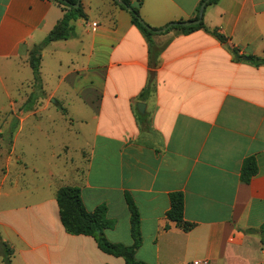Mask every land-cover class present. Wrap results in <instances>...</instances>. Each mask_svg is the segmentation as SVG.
<instances>
[{"label": "crops", "instance_id": "crops-1", "mask_svg": "<svg viewBox=\"0 0 264 264\" xmlns=\"http://www.w3.org/2000/svg\"><path fill=\"white\" fill-rule=\"evenodd\" d=\"M140 1L141 19L162 28L191 19L202 0ZM78 3L83 16L70 23L69 38L41 50L34 87L26 50L44 40L65 8L53 0H0V88L10 110L0 133L12 127L4 160L0 150V240L13 251L11 264H125L91 236L64 230L55 200L64 186L79 189L89 213L104 205L112 223L105 238L125 246L133 243L129 195L141 236L134 257L145 264H264V65L247 61L264 59V0H218L203 9L204 25L227 36L241 60L203 29L154 35L161 52L145 101L138 96L148 80V46L129 12L112 0ZM23 83L29 93L43 92L38 110L67 116L76 143L74 158L53 153L42 182L49 194L42 188L32 198L24 177L39 183L42 175L23 159V143L41 119L26 114L24 93L15 101ZM72 110H80L78 122ZM247 157L257 172L243 183ZM173 192L183 194L188 231L165 216Z\"/></svg>", "mask_w": 264, "mask_h": 264}, {"label": "trees", "instance_id": "trees-1", "mask_svg": "<svg viewBox=\"0 0 264 264\" xmlns=\"http://www.w3.org/2000/svg\"><path fill=\"white\" fill-rule=\"evenodd\" d=\"M64 10L61 19L55 24L52 30L46 35L44 40L39 44L32 46L28 55V64L32 72L33 81L36 84L40 83L39 65L40 52L50 42L65 40L70 36V23L79 17L83 16L80 6L75 7L79 0H53ZM120 8L129 12L131 22L142 33L148 46L149 58V73L148 80L145 87L138 96V100L145 101L150 93L151 84L155 69L158 65V56L161 48L155 46L153 43V36L157 34H165L171 30H175L177 34L186 35L196 30L203 29L209 34L213 35L222 45H224L233 55L235 60H241L242 55L238 54V49L231 46L229 39L223 33H220L217 28H207L201 20L196 25L184 26L182 23L185 20L173 21L166 24L162 28H153L146 24L139 15V7L141 1L137 0L135 5H132L130 0H112ZM205 0H202L195 15L187 21L198 18L199 8ZM218 0H208L206 5L216 3ZM247 61L258 66L264 65V59L256 56H247ZM136 119L139 124L145 129L149 128L148 121L145 120V115L136 113ZM257 167L253 157H247L243 160L240 168V180L243 183H248L250 178L256 174ZM126 203L130 213V233L133 240L132 245L125 246L122 244H114L109 242L105 236L104 231L112 227V223L106 218V209L104 205L98 206L92 213L87 212L82 204L80 192L77 187L64 186L59 188L55 194V200L58 206L60 222L64 230L71 235H86L91 236L97 247L104 253L113 255L115 257H122L125 264H145L135 259V250L141 243V236L139 231V214L135 204L129 195H126ZM170 207L165 216L169 221L174 222L183 231H188L193 227L192 223L186 222L183 219V194L180 192H173L169 195ZM261 232L264 230V225L261 227ZM249 232H254L249 230ZM12 249L3 241L0 240V257L3 264H11Z\"/></svg>", "mask_w": 264, "mask_h": 264}, {"label": "rangeland", "instance_id": "rangeland-1", "mask_svg": "<svg viewBox=\"0 0 264 264\" xmlns=\"http://www.w3.org/2000/svg\"><path fill=\"white\" fill-rule=\"evenodd\" d=\"M32 49V46L26 50V59L28 61V55L30 50ZM64 69H59V74L63 72ZM2 75V81L3 84H5L6 89L10 95H12L13 88L11 87L9 83V79L4 77V74L1 72ZM30 83H23L21 87L22 91H20L19 100L18 98L15 99V101L21 102V94L24 93V101L27 104V111L26 114H30L31 118H35L36 120L41 119L40 122L37 123V129H34V132L31 133L30 141L28 143L24 141L23 143V159L25 162L33 167H36V169L39 170V173L42 175L40 176L39 183H36V179L32 177V175L25 176L24 180L27 181V186L33 190V192L30 194L31 198L34 197L33 193L37 191L38 189L46 188L44 185L45 183H42L45 177L47 176V170H48V163L52 161V155L54 152H58L60 154L61 158H63L64 154L67 155L70 153L72 157L74 158L73 146L76 145L73 138L69 136V131L65 129V122L68 121L67 116H61L60 112H56V109H49L46 110L44 113H42L41 110H38V102H41V97H43V92H30L27 90L26 87H28ZM32 85V83H31ZM33 86L36 87L37 84L33 81ZM45 98V97H44ZM43 101V100H42ZM47 101V100H44ZM8 105V97L3 89L0 88V123L2 122V119H5L7 116H9V111H6V106ZM29 110V111H28ZM75 120V122H78L79 116H80V110H72L69 111ZM15 113V119L18 121V117L20 116L19 113ZM21 117V116H20ZM29 117V116H28ZM12 132V127L8 128L7 130L0 133V150H3V157L2 159H5V151L8 149V140L10 139ZM29 139V138H28ZM28 144V145H27ZM65 144L69 149L64 150L62 149V145ZM69 150L71 152H69ZM61 170V167L55 168V170ZM28 173V172H27ZM39 187V188H38ZM6 188V187H5ZM4 187L1 188V192L3 193L6 191ZM44 194H49V190L46 188L43 190ZM43 194V195H44ZM3 196L0 198V207L3 204ZM261 244L264 248V230L261 233Z\"/></svg>", "mask_w": 264, "mask_h": 264}, {"label": "water", "instance_id": "water-1", "mask_svg": "<svg viewBox=\"0 0 264 264\" xmlns=\"http://www.w3.org/2000/svg\"><path fill=\"white\" fill-rule=\"evenodd\" d=\"M207 1H208V0H205V1L201 4V6H200V8H199V13H198V18H197V19L190 20V21H185V22H183L182 24H183L184 26H189V25H196V24H198V23L202 20L203 9H204V7H205ZM118 2L121 3L120 0H119ZM78 5H79V3H76L74 6L77 7ZM144 109H145V105H144V103H142V102H138V103H137V110H138V112L143 113V112H144Z\"/></svg>", "mask_w": 264, "mask_h": 264}]
</instances>
